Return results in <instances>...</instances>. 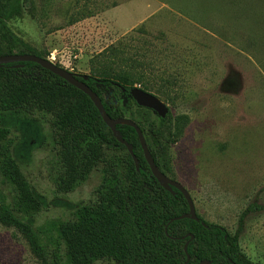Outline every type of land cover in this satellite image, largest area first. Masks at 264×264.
<instances>
[{
    "label": "rangeland",
    "instance_id": "1",
    "mask_svg": "<svg viewBox=\"0 0 264 264\" xmlns=\"http://www.w3.org/2000/svg\"><path fill=\"white\" fill-rule=\"evenodd\" d=\"M7 24L37 52L78 75L107 69L97 56L111 44L126 45L127 60L119 64L128 70L131 52L144 53L152 64L146 71L154 82L150 92L173 119L170 178L187 190L196 214L230 233H237L247 206L259 205L243 218L238 242L250 259L264 264V0H21V13ZM132 111L143 124L150 120L148 112ZM31 117L40 126L39 140L21 155L19 131L8 122L0 161L11 154L45 200L31 214L33 230L46 251L60 254L56 225L74 218L99 189L118 183L125 151L101 150L104 162L59 190L62 164L50 114ZM13 203V186L0 170V206L13 209ZM0 264H40L22 234L1 222Z\"/></svg>",
    "mask_w": 264,
    "mask_h": 264
},
{
    "label": "trees",
    "instance_id": "2",
    "mask_svg": "<svg viewBox=\"0 0 264 264\" xmlns=\"http://www.w3.org/2000/svg\"><path fill=\"white\" fill-rule=\"evenodd\" d=\"M20 13L21 0H0V55L29 53L46 58L8 26L7 20ZM126 50L120 42L107 46L97 56L106 62L107 69H91L84 82L99 96L110 118L129 119L139 126L151 160L170 177L169 149L174 140L171 113L168 110L160 117L131 97L132 87L138 85L150 92L154 82L146 74L151 73V62L137 49L131 52L128 63L133 69L119 64L126 62ZM76 76L82 80L81 75ZM132 109L148 112L150 120L143 124L131 116ZM37 111L50 114L53 142L62 164L57 177L59 190L66 191L97 163L104 162L101 150L125 151V169L118 183L99 189L95 198L75 210L74 218L56 225L60 254L46 251L33 230L31 214L43 207L45 200L26 180L15 158L3 156L0 170L13 186L12 208L17 212L0 206V222L22 234L40 264H92L98 260L113 264H258L241 249L238 231L245 215L259 205L250 204L241 212L237 233L198 214L196 219L186 217L184 196L173 186L166 190L154 178L133 126L119 122L115 129L131 144L138 169L85 93L35 62L0 64V142L9 137L7 123L13 120L20 134L14 143L18 152L27 156L40 138V126L31 117ZM21 211L24 218L18 216Z\"/></svg>",
    "mask_w": 264,
    "mask_h": 264
},
{
    "label": "water",
    "instance_id": "3",
    "mask_svg": "<svg viewBox=\"0 0 264 264\" xmlns=\"http://www.w3.org/2000/svg\"><path fill=\"white\" fill-rule=\"evenodd\" d=\"M19 61L35 62V63L39 64L42 68L49 70L53 74L59 76L60 78L64 79L69 84H71L72 86L76 87L77 89H79L83 93H85L90 98V100L93 102V104L96 107V109L98 110L103 122L111 130V132H112L113 136L116 138V140L119 141L121 144H123L126 147L127 152L129 153L130 157L133 160L135 168L138 169V160L132 151L131 144L127 143L121 137L118 130L115 129V124H117L119 122L127 123V124L133 126L137 135H138L144 158H145V160L149 166L150 172L152 173L154 178L157 180V182L159 184H161V186L163 188H165L168 191H171V186H173L177 190H179L182 193V195L184 196V198L188 204V212L185 216L191 217L192 219L197 218L195 208H194V204H193L192 199L189 196L187 190L180 183H178L177 181L173 180L172 178L168 177L163 172H161L159 170V168L155 165V163L151 160L145 138H144L143 134L141 133L139 126L135 122H133L129 119H125V118L113 119V118H110L108 116V114L105 112V110L103 108V104H102L99 96L93 90H91V88L84 82V80L87 78L86 75H81L82 80H79L75 73H72L63 67L54 64L48 58H43V57L37 56L35 54L13 53V54L0 55V64L9 63V62H19ZM129 93H130L131 97L134 99V101L139 106L152 109L160 117L165 116V114L168 111L167 105L151 92L145 91V90L135 86L129 90ZM202 263L210 264V261H202L200 264H202Z\"/></svg>",
    "mask_w": 264,
    "mask_h": 264
},
{
    "label": "built area",
    "instance_id": "4",
    "mask_svg": "<svg viewBox=\"0 0 264 264\" xmlns=\"http://www.w3.org/2000/svg\"><path fill=\"white\" fill-rule=\"evenodd\" d=\"M50 60V59H49ZM51 61V60H50Z\"/></svg>",
    "mask_w": 264,
    "mask_h": 264
}]
</instances>
